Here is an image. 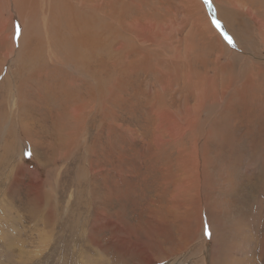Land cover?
Returning <instances> with one entry per match:
<instances>
[{"label": "rangeland", "instance_id": "374dc122", "mask_svg": "<svg viewBox=\"0 0 264 264\" xmlns=\"http://www.w3.org/2000/svg\"><path fill=\"white\" fill-rule=\"evenodd\" d=\"M69 1L0 0V264H264V0Z\"/></svg>", "mask_w": 264, "mask_h": 264}, {"label": "bare ground", "instance_id": "6f19581e", "mask_svg": "<svg viewBox=\"0 0 264 264\" xmlns=\"http://www.w3.org/2000/svg\"><path fill=\"white\" fill-rule=\"evenodd\" d=\"M115 1V0H114ZM79 2H81V5H83V2H84V0H80ZM115 2H117V1H115ZM121 2V1H120ZM119 2V3H120ZM69 4L71 5V7L70 8H72L73 10L75 9V7H74V5H75V0H70L69 1ZM115 4V3H114ZM18 9V8H17ZM71 9V10H72ZM49 10H51V9H49ZM72 10V11H73ZM106 15H108V14H106ZM77 16H79V17H81V15H79V14H77ZM107 18V17H106ZM90 19V18H89ZM108 19V18H107ZM111 19V18H110ZM112 20V19H111ZM91 22V21H90ZM80 25V24H79ZM113 28V27H112ZM91 32H92V30L91 31H89V30H87V28H82V27H80V28H78V31L77 32H75V31H70V30H68V34H67V39H69V40H72V41H74L75 43H77V44H81V43H87L88 42V40L89 39H93L94 38V34H91ZM59 33V32H58ZM106 33H108V32H106ZM55 34V33H54ZM60 34V33H59ZM83 34V35H82ZM55 37H56V34L54 35ZM59 36V35H58ZM57 36V37H58ZM59 38V37H58ZM90 44V43H89ZM107 48V47H106ZM84 49V48H83ZM83 61V60H82ZM69 100V99H68ZM74 106V105H73ZM77 114V113H76Z\"/></svg>", "mask_w": 264, "mask_h": 264}, {"label": "snow or ice", "instance_id": "6c2138e0", "mask_svg": "<svg viewBox=\"0 0 264 264\" xmlns=\"http://www.w3.org/2000/svg\"><path fill=\"white\" fill-rule=\"evenodd\" d=\"M228 40H229V43H232V41H231V38H230V37L228 38Z\"/></svg>", "mask_w": 264, "mask_h": 264}]
</instances>
